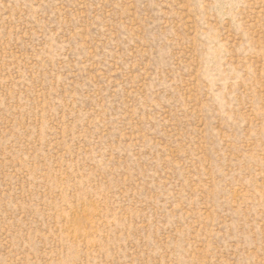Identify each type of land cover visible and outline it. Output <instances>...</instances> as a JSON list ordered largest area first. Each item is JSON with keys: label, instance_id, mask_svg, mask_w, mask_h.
Listing matches in <instances>:
<instances>
[{"label": "rangeland", "instance_id": "obj_1", "mask_svg": "<svg viewBox=\"0 0 264 264\" xmlns=\"http://www.w3.org/2000/svg\"><path fill=\"white\" fill-rule=\"evenodd\" d=\"M0 264H264V0H0Z\"/></svg>", "mask_w": 264, "mask_h": 264}]
</instances>
